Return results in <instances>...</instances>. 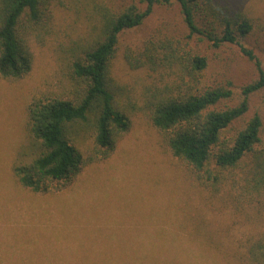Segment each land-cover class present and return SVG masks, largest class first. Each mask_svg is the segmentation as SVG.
<instances>
[{"label":"rangeland","instance_id":"rangeland-1","mask_svg":"<svg viewBox=\"0 0 264 264\" xmlns=\"http://www.w3.org/2000/svg\"><path fill=\"white\" fill-rule=\"evenodd\" d=\"M224 1L253 20L254 30L243 44L264 71V0ZM129 4L144 8L140 0H55L49 31L32 42L30 73L17 82L0 78V264H244L231 227L241 225V233L248 228L246 209L235 214L223 194L203 205L205 193L164 149L139 110L143 86L150 82L147 71L130 69L124 59L127 48L144 42L180 40L207 58V83L231 84L233 98L226 104L238 102L241 87L257 77L253 62L235 45L212 49L198 39L187 40L176 4L155 5L140 26L118 37L111 75L131 97L125 101L130 125L109 156L85 166L67 189L46 196L22 189L13 179L11 166L28 145V105L33 97L55 96L62 83L59 55L94 39L95 6ZM250 103L263 112L264 91ZM79 146L88 152L90 136ZM250 212L264 227V214ZM210 236L216 245L207 242Z\"/></svg>","mask_w":264,"mask_h":264},{"label":"trees","instance_id":"trees-1","mask_svg":"<svg viewBox=\"0 0 264 264\" xmlns=\"http://www.w3.org/2000/svg\"><path fill=\"white\" fill-rule=\"evenodd\" d=\"M140 1L143 9L135 4L101 10L95 6L94 39L61 52L62 83L55 96L33 97L27 107L28 145L11 166L13 179L22 189L46 196L67 189L85 166L109 156L130 125L125 101L131 97L111 75L118 37L140 26L155 5L176 4L187 40L198 39L212 49L235 45L253 62L257 77L241 87L238 102L226 104L233 98L231 84L206 82L205 56L186 49L180 40L147 41L124 53L128 67L145 69L150 80L143 86L139 110L186 176L208 194L202 193L207 198L203 205L223 194L235 214L246 209L248 228L241 233V225L231 227L233 239L244 264H264V227L250 212L264 214V110L250 103L264 91V71L243 44L254 30L253 20L224 0ZM54 2L0 0L1 79L17 82L30 73L32 42L39 32L49 31ZM87 135L91 147L84 152L79 144ZM210 238L207 242L216 245V238Z\"/></svg>","mask_w":264,"mask_h":264}]
</instances>
